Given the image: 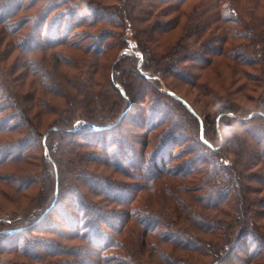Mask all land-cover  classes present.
I'll list each match as a JSON object with an SVG mask.
<instances>
[{
	"label": "trees",
	"instance_id": "16d2710c",
	"mask_svg": "<svg viewBox=\"0 0 264 264\" xmlns=\"http://www.w3.org/2000/svg\"><path fill=\"white\" fill-rule=\"evenodd\" d=\"M0 66V264H264V0H0Z\"/></svg>",
	"mask_w": 264,
	"mask_h": 264
},
{
	"label": "rangeland",
	"instance_id": "374dc122",
	"mask_svg": "<svg viewBox=\"0 0 264 264\" xmlns=\"http://www.w3.org/2000/svg\"><path fill=\"white\" fill-rule=\"evenodd\" d=\"M98 1L111 3V0H98ZM36 9L39 10L40 9V5H38L37 7L36 6L33 7V9L31 11L29 10L28 12L33 13ZM126 38L128 39V41L131 40L130 35H128ZM116 44L117 45L113 46L111 52H109L108 56H110V58L119 57L120 54L134 55L135 56L131 60L130 59L129 60L125 59V61H122L121 63H119L116 71H119L121 68H125L127 66L128 67H133L134 63H135V65H138V67L140 66L141 59H140V56H139L138 53H136L134 50H127V49L119 47L120 44H122V42L120 40ZM131 46H134V45L131 43ZM15 53H17L16 56H23L18 51H16ZM102 73L103 74L101 76V81L104 84L105 83V79H107L106 78L107 71H104ZM150 77L152 79H155L158 82L160 88L163 89L164 91H168V88H169L168 85H171V86L173 85V86L177 87V90H179V92H181L182 95L184 94L188 98V100L193 102L195 107L202 113H206L207 114V113L212 112L215 109L214 106H211L209 104L210 103V97L208 98V103H207V101H206L207 99H202L201 96H199V95L197 97L196 91L188 88L187 86H183L182 84L179 83V81H175L174 79L172 80L169 77H165L164 79H160L156 75L155 76L151 75ZM170 81H172V84L170 83ZM213 83L216 84V81H214ZM219 87H220V85H218L216 89H218ZM251 89L248 87L246 92L237 94L238 97H239V102H241V104H244L245 107L246 106L247 107L251 106V104H248V102L245 100V97L249 93H251V91L250 92H247V91L251 90ZM22 90H25V87L22 88ZM250 95H253V93H251ZM254 96H256V95H254ZM49 97H51V96H49ZM49 99L51 100V103L54 106H60V105H61V107H62V105L64 106V101L63 100H60V99H57V98H54V97L53 98H49ZM32 113L35 114V118H34L35 123H37V126L41 129V131L45 130V128L49 125V123H51V121L57 117L56 113L44 114L43 110L40 111V109L38 107L33 108V112ZM33 154L35 155L34 158L36 159V161H38V159H39L38 151L35 150L33 152ZM35 168L38 171L41 170L39 165L36 166ZM43 188H44V191H45V187H43ZM6 190H7V194H8L7 196L5 195L6 199H10L13 203H11L10 201H8V203H7L6 200H4L0 196V204H2V205H0V216L1 217H5L6 215H9V212H11L12 209H15V210L21 209V210H23L26 206L30 208V207H34L35 205L37 206V205L41 204L42 198L34 200L31 203V200L34 198L36 193L38 192V194H39V190H40L39 189V185L34 186L29 191H22L20 193H17L15 191H13L11 188L9 189V187H5V189L3 188L4 192H6Z\"/></svg>",
	"mask_w": 264,
	"mask_h": 264
},
{
	"label": "water",
	"instance_id": "95a60500",
	"mask_svg": "<svg viewBox=\"0 0 264 264\" xmlns=\"http://www.w3.org/2000/svg\"><path fill=\"white\" fill-rule=\"evenodd\" d=\"M168 95L171 96L172 98L176 99L177 101H179L190 113H192L195 117H197V115L193 112V110L190 108V106L184 101L182 100L180 97H178L177 95H175L174 93L172 92H168ZM198 118V117H197ZM199 119V118H198ZM200 121V120H199ZM200 125H201V122H200ZM48 132H50V129L46 131L45 135L48 134ZM201 135H202V129H201ZM204 141V140H203ZM56 192H57V189L55 191V195L54 197H56Z\"/></svg>",
	"mask_w": 264,
	"mask_h": 264
}]
</instances>
